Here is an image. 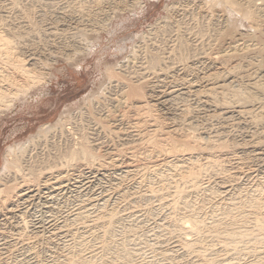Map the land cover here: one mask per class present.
I'll return each instance as SVG.
<instances>
[{"label":"rangeland","instance_id":"obj_1","mask_svg":"<svg viewBox=\"0 0 264 264\" xmlns=\"http://www.w3.org/2000/svg\"><path fill=\"white\" fill-rule=\"evenodd\" d=\"M235 1L241 3V10L264 6V0ZM233 13L208 0H0V33L20 41L25 50L38 48L50 72L47 82L30 89L0 116V174L8 151L26 147L33 165L47 168L42 181L49 180L43 188L25 186L24 202L15 197L3 204L0 199V264H264V242L258 241L264 232L256 226V219L264 217V158L251 152L252 147L264 149V100H257L253 112L246 113L250 116L234 114L225 119L204 104L209 99L223 107L222 95L213 100L208 87L198 83L204 73H215L208 66L215 60L222 69L237 68L236 73H242L236 74L234 84L242 89L256 71L247 62L264 59L262 19L246 20L242 13ZM79 46L86 52L78 53ZM151 54L162 58L155 69L148 62ZM182 81L200 85V93L178 99L171 111L145 101L142 91H132L147 83L168 89ZM182 107L190 111L184 117L179 112ZM47 126L53 127L50 133L42 132ZM81 136L95 149L97 161L65 165L68 151L77 148ZM209 140L219 146L209 148L205 145ZM184 154H192L199 164H206L208 158L217 163L200 176L199 189L186 183L185 171L167 164H180ZM48 165L56 166L48 170ZM3 184L0 181V188ZM113 212L115 221L108 232V226L102 225L108 222L106 214ZM77 213H82L83 221H74ZM191 219L204 221L205 228L188 236L179 226ZM183 236L193 243L191 248L182 244Z\"/></svg>","mask_w":264,"mask_h":264},{"label":"bare ground","instance_id":"obj_2","mask_svg":"<svg viewBox=\"0 0 264 264\" xmlns=\"http://www.w3.org/2000/svg\"><path fill=\"white\" fill-rule=\"evenodd\" d=\"M136 1H139V0H136ZM141 1V0H140ZM209 2H211L212 4H214L215 6H221V7H225V8H229L230 10L232 9V11H234L233 14H235V12H240L244 15V18H246V20L248 19H254V20H258V19H262V23L264 22V6H261V7H256L254 5L253 6H248L247 9L245 10H241L243 9L241 6V3H237V1L235 0H208ZM255 1V0H253ZM252 1V3H253ZM131 2V1H130ZM246 2V1H245ZM250 2V0H249ZM126 3V2H125ZM138 3V2H137ZM16 4V3H15ZM122 4V3H121ZM139 4V3H138ZM142 4V3H141ZM248 4V3H247ZM110 5V4H109ZM124 5V4H123ZM131 5V4H130ZM124 7V6H123ZM4 8V7H3ZM128 8V7H127ZM130 8V7H129ZM241 8V9H240ZM246 8V7H245ZM84 9V8H83ZM113 9V8H112ZM121 9V8H120ZM123 9V8H122ZM125 9V8H124ZM99 10V9H98ZM130 10V9H129ZM172 10V9H171ZM227 10V9H226ZM104 11V10H103ZM114 11V10H113ZM116 11V10H115ZM121 11V10H120ZM228 11V10H227ZM119 12V11H118ZM177 12V11H176ZM184 12V11H183ZM83 13V12H82ZM169 13V12H168ZM228 13H232V12H228ZM93 14V13H92ZM107 15V13H105ZM114 14V13H113ZM237 14V13H236ZM2 15V14H1ZM91 15V14H90ZM105 15V16H106ZM109 15V14H108ZM111 16V15H110ZM114 16V15H113ZM177 16V15H176ZM242 16V15H241ZM91 17V16H90ZM221 17V16H220ZM1 18V17H0ZM113 18V17H111ZM243 18V17H242ZM243 18V19H244ZM96 19V18H95ZM78 20V19H77ZM96 21V20H94ZM102 21V20H101ZM111 21V20H110ZM2 22V21H1ZM69 22V21H68ZM104 22V21H103ZM109 22V21H108ZM71 24V23H70ZM101 24V23H100ZM108 24V23H106ZM82 25V24H81ZM93 25V24H92ZM16 26V25H15ZM84 26V25H83ZM88 26V25H87ZM95 26V25H94ZM101 26V25H100ZM167 26V25H166ZM53 27V26H52ZM75 27V26H74ZM86 27V26H85ZM105 27V26H104ZM6 28V27H4ZM94 28V27H92ZM106 28V27H105ZM108 28V27H107ZM176 28V27H175ZM83 29V28H82ZM95 29V28H94ZM91 30V29H90ZM106 30V29H105ZM48 31V30H47ZM86 31V30H84ZM83 31V32H84ZM93 31V29H92ZM13 32V31H12ZM16 32V31H15ZM58 32V31H57ZM67 32V31H66ZM64 33V32H63ZM63 33H60V34H63ZM72 33V32H71ZM188 33V32H187ZM186 33V34H187ZM44 34V33H43ZM46 34V32H45ZM51 34V33H50ZM55 34V33H54ZM52 34V35H54ZM59 34V33H58ZM70 34V33H69ZM78 34V33H77ZM83 34V33H82ZM263 34V33H262ZM48 36V35H47ZM58 36V35H57ZM189 36V35H188ZM264 36V35H263ZM75 37V36H74ZM83 36L81 35V38ZM11 38V37H10ZM9 38V39H10ZM15 38V37H14ZM49 38V37H48ZM55 38V37H54ZM63 38V37H61ZM65 38V37H64ZM85 38V37H84ZM183 38V37H182ZM8 38H6V36H3V34L0 33V57H3V59L1 58V61H3V65L4 68H0L2 69V71L0 70V116L3 112H5V110H8L13 103H16L17 100L20 99V97H23L27 94V92H29L30 89L34 88V87H38L40 85H42L43 83L47 82L46 80L48 79V77L50 76V72L48 73V68L47 66H45V64L43 63V60L41 61V55H39V52H38V48L36 49H27L25 50L26 48H21V46L18 45V42L20 41H10ZM72 39V38H71ZM146 39V38H145ZM151 39V38H150ZM15 40V39H14ZM75 40V39H74ZM85 40V39H83ZM89 40V39H88ZM179 40V39H178ZM237 40V39H235ZM37 41V40H36ZM47 41V40H46ZM45 41V42H46ZM86 43H87V40H85ZM214 41V40H213ZM229 41V40H228ZM227 41V43H228ZM250 41V40H249ZM22 42V41H21ZM29 42V41H28ZM58 42V41H57ZM73 42V41H72ZM82 42V41H80ZM84 42V41H83ZM246 42V41H245ZM52 43L54 44H58L56 43V41H53ZM61 43V42H59ZM85 43V42H84ZM83 45H86L84 44ZM162 43V42H161ZM210 43V42H209ZM231 43V41H230ZM254 43V42H253ZM258 43V42H256ZM33 44V43H32ZM36 44V43H35ZM43 44V43H42ZM45 44V43H44ZM63 44V43H62ZM70 45V43H68ZM76 44V43H75ZM143 44V43H142ZM164 43H162L163 45ZM184 44V42H183ZM245 44V43H244ZM34 45V44H33ZM46 45V44H45ZM50 45V44H49ZM172 45V44H171ZM182 45V44H181ZM28 46V45H27ZM36 46V45H35ZM51 46V45H50ZM57 46V45H56ZM233 46V45H232ZM237 46V45H236ZM235 46V47H236ZM242 46V45H241ZM250 46V45H249ZM258 46V44H257ZM31 47V46H30ZM39 47V46H38ZM47 47V46H46ZM53 47V46H52ZM60 47V46H59ZM68 47V46H67ZM71 47V46H70ZM74 47V46H73ZM83 48H80L79 46V50L80 54H82L86 48L84 46H82ZM173 47V46H172ZM240 48V46H238ZM45 48V46H44ZM77 48V47H76ZM154 48V47H153ZM163 48V47H162ZM168 48V47H167ZM182 48V47H181ZM180 48V49H181ZM229 48V47H228ZM247 48V47H246ZM250 48V47H249ZM248 48V49H249ZM254 48V46L252 47ZM63 49V48H62ZM82 49H85L82 51ZM178 49V48H177ZM197 49V48H196ZM202 49V48H201ZM41 50V49H39ZM50 50V49H49ZM53 50V49H52ZM56 50V49H55ZM59 50V49H58ZM67 50V49H66ZM76 50V49H75ZM88 50V48H87ZM164 50V49H163ZM190 50V49H189ZM192 50V49H191ZM246 50V49H245ZM254 50V49H253ZM51 51V50H50ZM65 51V50H64ZM78 51V50H77ZM138 51V50H136ZM134 51V52H136ZM157 51V50H155ZM165 51V50H164ZM183 51V50H181ZM199 51V50H198ZM237 51V50H236ZM41 52V51H40ZM56 52V51H55ZM58 52V51H57ZM61 52V51H60ZM76 52V51H75ZM86 52V51H85ZM88 52V51H87ZM154 51H152L151 53H153ZM158 52V51H157ZM176 52V51H175ZM200 52V51H199ZM243 52V51H242ZM69 53V51H68ZM164 53V52H163ZM177 53V52H176ZM207 53V52H206ZM230 53V52H229ZM236 53V52H235ZM241 53V52H240ZM239 53V54H240ZM46 54V53H45ZM53 54V53H52ZM55 54V53H54ZM161 54V53H160ZM182 54V53H181ZM190 54V53H189ZM200 54V53H199ZM48 55V54H47ZM71 55V54H70ZM133 55V54H132ZM232 55V54H231ZM244 55V54H243ZM252 55V54H251ZM255 55V54H254ZM49 56V55H48ZM55 56V55H54ZM66 56V55H65ZM135 56V54H134ZM164 56V55H163ZM162 56V57H163ZM174 56V55H173ZM203 56V55H202ZM214 56V55H213ZM212 56V57H213ZM218 56V55H217ZM264 56V55H263ZM52 57V56H51ZM67 57V56H66ZM73 57V56H72ZM82 57V56H81ZM165 57V56H164ZM178 58V56H176ZM192 57V56H191ZM199 56H197L196 58H198ZM216 57V56H215ZM227 57V56H226ZM257 57V56H256ZM48 58V57H47ZM65 58V57H64ZM75 58V57H74ZM189 58V57H188ZM224 58V57H222ZM220 58V60L222 59ZM243 59H246L247 57L246 56H242ZM251 58V57H250ZM258 58V59H257ZM256 59L257 60H254L255 62L253 61H249L247 62V67H252V68H255L254 72H252V76H250V78L246 81L247 84L245 83L242 84L244 85V87L241 89V84L239 86H241L239 89L235 88L234 87V84L237 82V76L236 74L239 76L241 74L239 73H236L237 71V68H233V69H222L220 66L221 64L218 63V61H215V60H211V63L209 66V70L213 69L215 71V73H212V74H205L204 73V76L202 79H200L201 81L203 82H198L201 86L202 84L205 85V87H208V89L206 90L207 93H210L212 96H214L213 100H215V97H217L216 95H222V99L224 100V102H222L221 105H223V107H218L216 104H214V102H211L209 99H207V101L204 102V104L207 105V108L208 106L210 108L213 109V112L218 114L219 116L225 118V119H231L234 114H237V115H242V114H250L253 112V109L255 107V104L256 103H259L257 102V100H260V99H263L264 100V59L260 56V57H257ZM45 59V58H44ZM49 59V58H48ZM66 59V58H65ZM69 59V57H68ZM80 59V58H79ZM136 59V58H135ZM150 60L148 61L149 64L151 65V69H155V67H158L160 65V63L162 61H160L162 58L159 54H151L150 55ZM165 59V58H164ZM172 59V58H171ZM179 59V58H178ZM175 60V59H174ZM180 60V59H179ZM218 60V59H217ZM219 62H222L220 61ZM224 60V59H223ZM47 61V60H46ZM45 61V62H46ZM135 61V60H134ZM208 61V60H207ZM229 61V60H228ZM56 62V61H55ZM66 62V61H65ZM173 62V61H172ZM202 62V61H201ZM47 63V62H46ZM225 63V62H224ZM238 63V61L236 62ZM2 64V63H1ZM71 64V63H70ZM163 64V63H162ZM161 64V65H162ZM223 64V63H222ZM229 64V62H228ZM234 64V63H233ZM232 64V65H233ZM141 65V64H139ZM197 65V64H196ZM142 66V65H141ZM144 66V65H143ZM142 66V67H143ZM169 66V65H168ZM235 66V65H234ZM50 67V66H49ZM171 67V66H170ZM226 67V66H225ZM230 67V65H229ZM5 68H9L8 71L5 70ZM131 68V67H130ZM181 68V67H179ZM198 68V67H197ZM207 68V67H206ZM246 68V67H245ZM121 69V68H120ZM158 69V68H157ZM208 69V68H207ZM222 69V70H221ZM235 69V70H234ZM140 70V69H139ZM189 70V69H188ZM209 70H208V73H209ZM212 70V71H213ZM221 70V71H219ZM244 70V69H243ZM249 70V69H248ZM115 71V70H114ZM126 71V70H125ZM132 71V70H131ZM161 71V70H160ZM204 71V70H203ZM149 72V71H148ZM164 72V71H163ZM251 72V71H249ZM247 72V73H249ZM152 73V72H151ZM184 73V72H183ZM125 74V73H124ZM136 74V73H135ZM196 74V73H195ZM245 74V73H244ZM243 74V75H244ZM221 75V76H220ZM135 76V75H134ZM152 76V75H151ZM156 76V75H155ZM158 76V75H157ZM176 76V75H175ZM249 76V74L247 75ZM109 77V75L107 76ZM138 77V76H137ZM202 77V76H201ZM222 79L220 81V79ZM140 78V77H139ZM173 78V77H172ZM246 78V77H245ZM178 79V78H177ZM241 79V78H240ZM108 80V79H107ZM124 80V79H123ZM158 80V79H157ZM49 81V80H48ZM110 81V80H109ZM140 81V80H139ZM145 81V80H144ZM179 81V80H178ZM184 81V80H183ZM182 81V82H183ZM173 82V81H172ZM213 82V83H211ZM228 82V84H226ZM131 83V82H130ZM179 83V82H178ZM243 83V82H241ZM121 84V83H120ZM138 85V84H137ZM169 85V84H168ZM198 84L194 83V82H191V83H181L179 85H175L173 87H170L168 89H161L157 86H154L153 85H149L148 83L146 85H143V86H136L133 88V92L135 93H138L140 91L143 92V97L142 98H145V101L148 100L149 102H152L154 103L155 105L154 106H157L165 111H171L173 110V106L175 104V101H177L178 99L181 100V98H185L186 96H189L191 94L194 95H199L200 93V89H199V86ZM162 87V86H161ZM165 87V86H164ZM204 87V86H203ZM204 89V88H203ZM106 91V90H105ZM204 91V90H203ZM204 91V92H206ZM104 92V91H103ZM202 92V91H201ZM102 93V92H101ZM142 94V93H141ZM209 94V96H210ZM205 95V94H204ZM218 95V96H219ZM202 96V95H201ZM99 97V96H98ZM111 97V96H109ZM196 97V96H195ZM207 97V95H206ZM105 98V97H104ZM118 98V97H117ZM202 98V97H201ZM124 100V99H123ZM205 100V99H204ZM262 100V101H263ZM96 101V100H95ZM127 101V100H126ZM202 101V100H201ZM211 103H210V102ZM94 102V101H93ZM118 102V101H117ZM182 102V101H181ZM185 102V101H184ZM217 102V101H215ZM220 102V101H219ZM122 103V102H121ZM148 103V102H147ZM151 103V104H152ZM196 103V102H195ZM200 103V102H199ZM210 103V104H209ZM125 104V103H123ZM180 104V103H179ZM188 104V103H187ZM212 104V105H211ZM220 104V103H219ZM120 105V103H119ZM243 105V106H242ZM264 105V104H263ZM124 106V105H122ZM148 106V105H146ZM150 106V105H149ZM152 106V105H151ZM176 106V105H175ZM137 107V106H136ZM145 107V106H144ZM177 107V106H176ZM175 107V108H176ZM186 107V106H185ZM204 107V106H203ZM261 107V106H260ZM259 107V108H260ZM264 107V106H263ZM104 108V107H103ZM120 108V107H119ZM152 108V107H151ZM201 108V106H200ZM256 108V107H255ZM258 108V109H259ZM149 109V108H148ZM157 109V108H156ZM209 109V108H208ZM211 109V110H212ZM127 110V109H126ZM147 110V109H146ZM196 110V109H195ZM264 110V109H263ZM176 111V110H175ZM187 112H190L188 111L186 108L182 107V109L179 110L180 112V116H183L184 117V114ZM164 112V111H163ZM261 112V111H260ZM263 112V111H262ZM110 113V112H109ZM117 113V112H116ZM149 113V111H148ZM152 113V112H151ZM160 113V112H159ZM176 113V112H175ZM247 113V114H246ZM102 114V113H101ZM124 114V113H123ZM136 114V113H135ZM256 114V113H254ZM253 114V115H254ZM262 114V113H261ZM137 115V114H136ZM188 115V113H187ZM192 115V114H191ZM207 115V114H206ZM210 115V114H209ZM217 115V116H218ZM259 115V114H258ZM263 115V114H262ZM114 116V115H113ZM179 116V115H178ZM186 116V115H185ZM218 116V117H219ZM247 116H250V115H247ZM256 116V115H255ZM69 117V116H68ZM135 117V116H134ZM153 117V116H152ZM155 117V116H154ZM168 117V116H167ZM236 117V116H235ZM238 117V116H237ZM70 118V117H69ZM174 118V116H173ZM176 118V117H175ZM253 118V117H252ZM260 118V117H259ZM215 119V118H214ZM213 119V120H214ZM240 119V118H239ZM250 119V118H249ZM255 119V118H254ZM65 120V118H64ZM100 120V119H99ZM183 120V119H181ZM185 120V119H184ZM191 120V119H190ZM233 120V119H232ZM258 120V119H257ZM66 121V120H65ZM64 121V122H65ZM192 121V120H191ZM239 121V120H238ZM252 121V120H251ZM256 121V120H255ZM259 121V120H258ZM143 122V120H142ZM182 122V121H181ZM187 122V121H186ZM185 122V123H186ZM201 122V121H200ZM242 122V121H241ZM248 122V121H247ZM254 122V121H253ZM264 122V121H263ZM159 123V122H158ZM193 123V122H192ZM67 124V123H66ZM120 124V123H119ZM184 124V123H183ZM61 125V124H60ZM101 125V124H100ZM138 125V124H137ZM151 125V124H150ZM182 125V124H181ZM193 125V124H192ZM204 125V124H203ZM65 126V124H64ZM147 126V125H146ZM184 127V126H183ZM194 127V126H193ZM58 128V127H57ZM102 128V127H101ZM131 128V127H130ZM180 128V127H179ZM200 128V127H199ZM210 128V127H209ZM212 128V127H211ZM223 128V127H222ZM53 129V127L51 126H47L45 128L42 129V132L44 133H50V131ZM144 129V128H143ZM146 129V128H145ZM195 129V127H194ZM197 129V128H196ZM232 129V128H231ZM65 130V129H64ZM107 130V129H106ZM123 130V129H122ZM158 130V129H157ZM160 130V129H159ZM204 130V129H203ZM60 131V130H59ZM71 131V130H70ZM118 131V130H117ZM126 131V130H125ZM132 131V130H130ZM190 131V130H189ZM195 131V130H194ZM72 132V131H71ZM119 132V131H118ZM124 132V131H123ZM141 132V131H140ZM143 132V131H142ZM163 132V131H162ZM178 132V131H177ZM198 132V131H197ZM227 132V131H226ZM262 132V131H261ZM52 133V132H51ZM59 133V132H58ZM66 133V132H65ZM126 133V132H125ZM192 133V132H191ZM63 134V133H62ZM80 134V133H79ZM92 134V132H91ZM90 134V135H91ZM97 134V133H96ZM155 134V133H154ZM219 134V132H218ZM222 134V133H221ZM229 134V133H228ZM53 134H51L52 136ZM192 135V134H190ZM189 135V136H190ZM207 135V134H206ZM214 135V134H213ZM43 136V134H42ZM41 136V138H42ZM114 136V135H113ZM154 136V135H153ZM184 136V135H183ZM188 136V137H189ZM238 136V135H237ZM53 137V136H52ZM59 137V136H58ZM78 137V136H77ZM82 137V136H81ZM87 137V136H86ZM191 137V136H190ZM199 137V136H198ZM201 137V135H200ZM223 137V136H222ZM40 138V139H41ZM49 138V137H48ZM74 138V137H73ZM149 138V137H148ZM147 138V139H148ZM167 138V137H166ZM192 138V137H191ZM237 138V137H236ZM61 139V138H59ZM129 139V138H128ZM141 139V138H140ZM162 139V138H161ZM194 139V138H192ZM198 139V138H197ZM197 139H196V142H197ZM200 139V138H199ZM103 140V139H102ZM144 140V139H143ZM164 140V139H162ZM186 140V139H185ZM191 140V139H190ZM203 140V139H202ZM245 140V139H244ZM261 140V139H259ZM39 141V140H38ZM37 141V142H38ZM41 141V140H40ZM52 141V140H51ZM68 141V140H67ZM74 141V140H73ZM101 141V140H100ZM106 141V139H105ZM109 141V140H108ZM133 141V140H132ZM188 141H189V138H188ZM34 142V141H33ZM36 142V143H37ZM137 142V141H136ZM191 142V141H190ZM200 142V140H199ZM220 142V141H219ZM260 142V141H259ZM40 143V142H39ZM78 143V142H77ZM88 141L85 137H82L79 141V144H76L77 148H74V149H71L70 152L68 151L69 153V156L65 158V160L63 161L65 165H68L70 164V162H78V161H81L85 164H93L95 161H97V157L96 155L94 154L95 152V149H94V152L92 151V149L90 148V146L88 145ZM201 143V142H200ZM215 143V142H213ZM210 140L209 141H206L205 145L209 146V148L211 147L212 148H215V146H219V145H215L213 144ZM252 143V142H251ZM256 143V142H255ZM261 143V142H260ZM48 144V143H47ZM102 144V143H101ZM187 144V143H186ZM191 144V143H190ZM202 144V143H201ZM218 144V143H217ZM233 144H235L233 142ZM32 145V144H31ZM53 145V144H52ZM200 145V144H199ZM204 145V146H205ZM74 146V144H73ZM124 146V145H123ZM195 146V145H194ZM197 146V145H196ZM221 146V145H220ZM226 146V145H225ZM240 146V145H239ZM259 146V145H258ZM40 147V146H39ZM187 147V146H186ZM191 147V146H190ZM198 147V146H197ZM28 148V147H27ZM30 148V147H29ZM32 148V147H31ZM199 148V147H198ZM205 148V147H204ZM208 148V147H207ZM208 148V149H209ZM221 147H219L220 149ZM33 149V148H32ZM59 149V148H58ZM107 149V148H106ZM174 150H177L176 147L173 148ZM193 149V148H192ZM191 149V151H193ZM202 149V148H200ZM218 149V148H217ZM26 147L25 148H16V149H10L7 153V158H6V161H5V165L3 167V172L0 174V181L2 183H4L3 187L4 188H0V199L3 201L2 203L4 204V202H8V201H11L13 198L17 197L19 200L21 199L23 201L24 197L28 194V193H24L23 192L25 190H22L24 189L25 186H28L30 184H34L36 185L38 188L41 186V188H43L42 185H47L48 186V182L49 180H46V181H42L43 179V176L46 175L45 171L47 168L45 167H41L39 169L36 168V166L33 165V162L31 161V157L27 154V151H26ZM55 150V149H54ZM122 150V149H121ZM156 150V149H155ZM186 150V149H185ZM188 150V149H187ZM196 150V149H195ZM205 150V149H204ZM214 150V149H213ZM242 150V149H241ZM250 150V149H249ZM65 151V150H64ZM114 151V150H113ZM160 152V154L164 153L165 150H157ZM203 151V150H202ZM211 151V150H210ZM209 151V153H210ZM52 152V151H51ZM58 152V151H57ZM158 152V153H159ZM167 152V151H166ZM165 152V153H166ZM207 152V150H206ZM222 152V151H221ZM225 152V151H224ZM251 152L254 154V156L256 157H261V158H264V149L262 148H258V147H252V150ZM18 153V155H17ZM48 153V152H47ZM169 153V152H168ZM176 153V152H175ZM180 153V152H179ZM27 154V155H26ZM31 155V153H30ZM39 155V154H38ZM157 155V154H156ZM165 155V154H164ZM163 155V156H164ZM175 155V154H174ZM177 155V154H176ZM217 155V154H216ZM51 156V155H50ZM60 156V155H59ZM66 155H64L65 157ZM153 156V155H151ZM195 156V155H194ZM229 156V155H228ZM252 156V155H251ZM242 157V156H241ZM42 158V157H41ZM57 158V157H56ZM181 159H178L180 162V164H171V163H166L168 164V166H172L173 169L175 170L176 169H180L181 171H185L184 174V179L186 181V183L193 189H199V187H202L200 186V176L207 170L208 171V167H211L212 165L214 164H217L215 161H211L210 158H208L209 160L207 161L206 164H199V162L201 161H198L196 162L194 157L192 156V154H184L180 157ZM205 158V157H204ZM39 159V158H38ZM49 159V158H48ZM64 159V158H63ZM125 159V158H124ZM199 159V158H198ZM215 159V158H214ZM245 160V159H244ZM257 160V159H256ZM35 161V160H34ZM42 161V160H41ZM56 161V160H55ZM121 161V160H120ZM157 161V160H156ZM170 161V160H169ZM221 161V160H220ZM217 160V162H220ZM239 161V160H238ZM246 161V160H245ZM79 162V163H81ZM164 162V161H163ZM229 162V161H228ZM44 163V162H43ZM49 163V161H48ZM57 164V162H54ZM63 164V163H61ZM244 164V163H243ZM44 165V164H43ZM47 165V164H46ZM58 165V164H57ZM83 165V164H82ZM134 165V164H133ZM165 165V164H164ZM219 165V164H218ZM223 165V164H222ZM228 165V164H227ZM56 165H54L53 167H55ZM160 166V165H159ZM215 166V165H214ZM248 166V165H247ZM49 169L48 170H51V168L53 169L52 166H49ZM64 167V166H62ZM128 167V166H127ZM132 167V166H131ZM175 167V168H174ZM217 167V166H216ZM57 168V167H56ZM83 168V167H82ZM79 169V168H78ZM168 169V167L166 168ZM172 169V168H171ZM172 169V170H173ZM237 169V168H236ZM47 170V171H48ZM156 170V169H155ZM154 170V171H155ZM158 170V169H157ZM211 170V169H210ZM127 171V170H126ZM129 171V170H128ZM127 171V172H128ZM222 171V170H221ZM225 171V170H224ZM223 171V172H224ZM73 172V171H72ZM129 172H132V171H129ZM128 172V173H129ZM182 172V173H183ZM247 173V172H246ZM5 174V177H3V175ZM226 174V173H225ZM255 174V173H254ZM105 175V174H104ZM232 175V174H231ZM243 175V174H242ZM127 176V175H126ZM49 177V175H48ZM241 177V176H240ZM252 177V176H251ZM5 178V179H4ZM52 178V177H51ZM73 178V177H72ZM263 178V177H262ZM48 179V178H47ZM63 179V177H62ZM202 179V178H201ZM233 179V178H232ZM237 179V178H236ZM240 179V178H239ZM255 179V178H254ZM21 180V181H20ZM122 180V179H121ZM249 180V179H248ZM20 181V182H19ZM102 181V180H101ZM231 181V180H230ZM239 181V180H238ZM86 182V181H85ZM222 182V181H221ZM223 183V182H222ZM258 183V182H257ZM67 184V183H66ZM230 184V183H229ZM205 186V185H204ZM246 186V185H245ZM249 186V185H248ZM251 186V185H250ZM36 187V188H37ZM67 187V185H66ZM186 188V187H185ZM254 188V187H253ZM60 189V188H59ZM66 189V188H65ZM73 189V188H72ZM241 189V188H240ZM264 189V188H263ZM27 190L29 191V189L27 188ZM32 190V189H31ZM30 190V191H31ZM62 190V189H61ZM213 190V189H212ZM253 190V189H252ZM26 191V192H28ZM38 191V190H37ZM112 191V190H111ZM149 191H151L149 189ZM153 191V190H152ZM151 191V192H152ZM163 191V190H162ZM196 191V190H195ZM194 191V192H195ZM225 191V190H224ZM260 191V189L258 190ZM33 192V191H32ZM156 192V190H155ZM200 192V191H199ZM215 192V191H214ZM222 192V191H221ZM31 193V192H29ZM37 193V192H36ZM35 193V195H36ZM102 193V192H101ZM120 193V192H119ZM157 193V192H156ZM159 193V192H158ZM187 193V192H186ZM264 193V192H263ZM78 194V193H77ZM181 194V193H180ZM261 194V193H260ZM98 195V194H97ZM113 195V194H112ZM157 195V194H156ZM236 195V194H235ZM29 196V195H28ZM31 196V195H30ZM29 196V197H30ZM34 196V194H33ZM80 196V195H79ZM221 196V195H220ZM225 196V195H224ZM38 197V196H37ZM53 197V196H51ZM105 197V196H104ZM12 198V199H11ZM34 198V197H33ZM228 198V197H227ZM111 199V198H110ZM121 199V198H120ZM223 199V198H222ZM238 199V198H237ZM257 199V197H256ZM20 200V201H21ZM26 201H28L29 199H26ZM31 200V199H30ZM56 200V199H55ZM94 200V199H93ZM248 200V199H247ZM264 200V199H263ZM33 201V200H32ZM92 201V200H91ZM90 201V202H91ZM106 203H107V200H105ZM117 201V200H116ZM177 201V200H176ZM235 201V200H234ZM242 201V200H241ZM257 201V200H256ZM15 202V201H14ZM24 202V201H23ZM29 202V201H28ZM40 202V201H39ZM89 202V203H90ZM98 202V201H97ZM233 202V200H232ZM236 202V201H235ZM19 203V202H18ZM88 203V204H89ZM104 203V202H103ZM226 203V202H225ZM238 203V202H236ZM263 203V202H262ZM7 204V203H5ZM15 204V203H14ZM12 204V205H14ZM63 204V203H62ZM172 204V203H171ZM11 205V206H12ZM17 205V204H16ZM21 205V204H20ZM19 205V206H20ZM25 205V203H24ZM102 205V204H101ZM105 205V203H104ZM167 205V204H166ZM176 205V204H175ZM235 205V204H234ZM237 205V204H236ZM253 205V204H252ZM258 205V203L256 204ZM18 206V207H19ZM90 206H95V205H92L90 204ZM112 206V205H111ZM262 206V205H261ZM264 206V204H263ZM17 207V208H18ZM46 207V206H45ZM56 207V206H55ZM61 207V206H60ZM64 207V206H63ZM103 207V206H102ZM232 207V206H231ZM173 208V207H172ZM253 208V207H252ZM36 209V208H35ZM58 209V208H57ZM91 209V208H90ZM102 209V208H101ZM254 209V208H253ZM259 209V208H258ZM9 210H12L9 209ZM14 210V209H13ZM87 210V209H86ZM98 210V209H97ZM100 210V209H99ZM104 210V209H103ZM58 211V210H57ZM66 211V210H65ZM258 211V210H257ZM2 212V211H1ZM19 212V211H18ZM21 212V211H20ZM83 212V210H82ZM110 212V210H109ZM254 212V211H253ZM252 212V213H253ZM14 213V212H13ZM61 213V212H60ZM68 213V212H67ZM104 214V213H103ZM106 214V213H105ZM104 214V215H105ZM254 214V213H253ZM60 214H58L59 216ZM84 215V214H83ZM103 215V216H104ZM108 216V222L105 221V224H103L102 226L103 229H105L106 226H108L107 230L109 232L110 228L109 226H112L114 221H115V217H114V212L113 213H107L106 214ZM260 215V214H259ZM90 216V215H89ZM253 216V215H252ZM257 216V215H256ZM261 216V215H260ZM264 216V215H263ZM18 217V216H17ZM56 217V216H55ZM81 217L83 218L82 216V213H77V215L75 216L74 218V221L75 219H81ZM228 216H226L227 218ZM15 218V217H14ZM21 218V217H20ZM86 218V216H85ZM105 218V217H103ZM107 218V217H106ZM192 218V217H191ZM223 218V217H222ZM229 218V217H228ZM254 218V217H253ZM35 219V218H34ZM53 219V218H52ZM102 219V218H101ZM24 220V219H23ZM65 220V219H64ZM82 220V219H81ZM81 220H77V221H81ZM84 220V219H83ZM82 220V221H83ZM106 220V219H105ZM254 220V219H253ZM96 221V220H94ZM99 221V220H98ZM222 221V220H221ZM220 221V222H221ZM224 221V220H223ZM230 221V220H229ZM232 221V220H231ZM230 221V222H231ZM18 222V221H17ZM93 222V221H92ZM97 222V221H96ZM187 222L190 224V225H185L187 224ZM187 222H184V223H181L180 226H179V231L180 232H183L185 234L187 233H201L204 228H205V225H204V221H201L199 219H191ZM215 222V221H214ZM255 222V220L253 221V223ZM23 223V222H22ZM30 223V222H29ZM57 223V222H56ZM94 223V222H93ZM227 223V222H226ZM51 224V223H50ZM83 224V223H82ZM86 224V223H85ZM222 224V223H221ZM219 224V225H221ZM229 224V223H228ZM233 224V223H232ZM231 224V225H232ZM247 224V223H245ZM30 225V224H28ZM96 225V224H95ZM211 225V223H210ZM209 225V227H211ZM39 226V225H38ZM81 226V225H80ZM89 226V225H87ZM213 226V225H212ZM217 226V225H216ZM223 226V225H221ZM230 226V225H228ZM256 226L257 228L260 230V233L261 231L264 232V217L262 218H257L256 219ZM26 227V226H25ZM231 227V226H230ZM229 227V228H230ZM235 228V226H232ZM78 228V227H77ZM86 228V227H85ZM90 228V227H89ZM88 228V229H89ZM102 228V227H100ZM224 228H225V225H224ZM223 228V229H224ZM244 228H245V225H244ZM244 228H241V229H244ZM61 229V228H60ZM102 229V230H103ZM166 229V228H165ZM216 229V228H215ZM237 229V228H236ZM240 229V228H239ZM255 229V228H254ZM26 230V229H25ZM59 230V229H58ZM170 230V229H169ZM5 231V229H4ZM34 231V230H33ZM78 231V230H77ZM84 231V230H83ZM104 231V230H103ZM111 231V230H110ZM216 231V230H214ZM219 231V230H218ZM229 231V230H228ZM234 231H238L237 230H234ZM241 231V230H240ZM252 231V230H251ZM254 231V230H253ZM50 232H54V230L50 231ZM75 232V231H74ZM107 232V231H106ZM170 232V231H169ZM174 232V231H173ZM233 232V231H232ZM255 232V231H254ZM28 233V232H27ZM172 233V230L171 232ZM221 233V232H220ZM225 233H228L225 231ZM224 233V234H225ZM259 233V232H258ZM39 234V233H38ZM55 234V233H54ZM223 234V233H221ZM254 234V233H252ZM36 235V234H35ZM178 235V234H177ZM182 235V234H181ZM188 235V234H187ZM186 235V237H188ZM193 235V234H192ZM219 235V234H218ZM247 235V234H246ZM245 235V236H246ZM10 236V235H9ZM16 236V235H15ZM20 236V235H19ZM30 236V235H29ZM36 236H39V235H36ZM48 236V235H47ZM56 236V235H55ZM228 236V235H227ZM231 236H235L234 233L231 234ZM255 236V235H254ZM14 237V236H13ZM176 237V235H175ZM181 237V236H179ZM178 237V238H179ZM185 237V238H186ZM196 237V235H195ZM27 238V237H26ZM71 238V237H70ZM243 238V237H242ZM249 238V237H248ZM14 239V238H13ZM49 239V238H48ZM52 239V238H51ZM66 239V238H65ZM180 239V238H179ZM247 239V237L244 238V240ZM18 240V239H17ZM26 240V239H24ZM31 240V239H30ZM35 240V239H34ZM67 240V239H66ZM234 240V239H233ZM8 241V240H7ZM60 241V240H59ZM181 241V239H180ZM250 241V240H249ZM253 241V239H252ZM251 241V242H252ZM256 241V240H255ZM260 242H264V237L260 240H258ZM21 242V241H20ZM42 242V241H41ZM236 242V240H235ZM245 242V241H244ZM249 242V244L251 243ZM22 243V242H21ZM26 243V242H25ZM67 243V242H66ZM181 243V242H180ZM257 243V242H256ZM182 244L184 246H187L189 248L192 247V242L187 239H184V236H183V242ZM248 244V245H249ZM254 244V243H253ZM263 244V243H262ZM64 245V244H63ZM180 245V244H179ZM182 245V246H183ZM213 245V244H212ZM256 245V244H255ZM260 245V243H259ZM20 246V244H19ZM38 246V245H36ZM42 246V245H41ZM173 246V245H172ZM181 246V247H182ZM183 246V247H184ZM236 246V244L234 245ZM257 246H258V243H257ZM8 247V246H7ZM70 247V246H69ZM180 247V246H179ZM6 248V247H5ZM49 248V247H48ZM60 248V247H59ZM176 248V247H175ZM246 248V247H245ZM249 248V247H248ZM7 249V248H6ZM36 249V248H34ZM227 249V248H226ZM0 250H1V247H0ZM247 250V249H246ZM257 250V249H256ZM16 251V249H15ZM35 251V250H34ZM255 251V250H254ZM1 252V251H0ZM26 252V251H25ZM189 252V251H188ZM246 252V251H245ZM4 253V252H3ZM174 253V252H173ZM200 253V252H199ZM7 255V254H6ZM67 256V255H66ZM32 257V256H31ZM236 257V256H235ZM8 258V257H7ZM90 258V257H89ZM210 258V257H209ZM31 259V258H30ZM64 259V258H63ZM68 259V258H67ZM4 260V259H3ZM8 261V260H7ZM86 261V259L84 260ZM90 261V260H89ZM67 262V261H66ZM35 263V262H34ZM87 263V262H86ZM226 263V262H225ZM70 264V262L68 263Z\"/></svg>","mask_w":264,"mask_h":264}]
</instances>
